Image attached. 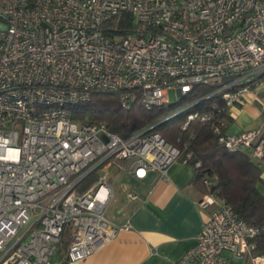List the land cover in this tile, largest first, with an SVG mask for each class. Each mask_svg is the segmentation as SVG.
<instances>
[{
    "label": "built area",
    "instance_id": "built-area-1",
    "mask_svg": "<svg viewBox=\"0 0 264 264\" xmlns=\"http://www.w3.org/2000/svg\"><path fill=\"white\" fill-rule=\"evenodd\" d=\"M123 13L133 17L126 35L102 31ZM196 87L211 91L126 139L71 117L96 92L129 110L168 105L170 90L178 104ZM260 92L264 0H0V264H53L64 234L65 262H81L130 229L105 217L107 170L167 181L181 153L154 131L164 120L184 114V129L209 125L225 150L263 161L264 122L231 134L221 116ZM206 99L207 111H192ZM215 181H202L197 205L210 212L196 245L173 264H226L224 252L264 264L260 231L212 192Z\"/></svg>",
    "mask_w": 264,
    "mask_h": 264
},
{
    "label": "crops",
    "instance_id": "crops-1",
    "mask_svg": "<svg viewBox=\"0 0 264 264\" xmlns=\"http://www.w3.org/2000/svg\"><path fill=\"white\" fill-rule=\"evenodd\" d=\"M227 121L231 134L261 127L264 93L250 94L242 106L231 107ZM255 163L264 181V160ZM116 176V187L108 180L113 197L105 217L119 228L128 224L130 229H121L112 242L81 262L66 263L65 257L57 255L53 264H173L196 245L210 211L197 205L201 192L192 183L194 172L189 166L174 163L167 181L157 180L156 174L138 181L119 170ZM257 188L264 195V187ZM222 258L226 264L249 263L247 256L235 258L230 252Z\"/></svg>",
    "mask_w": 264,
    "mask_h": 264
},
{
    "label": "trees",
    "instance_id": "trees-1",
    "mask_svg": "<svg viewBox=\"0 0 264 264\" xmlns=\"http://www.w3.org/2000/svg\"><path fill=\"white\" fill-rule=\"evenodd\" d=\"M132 28L133 17L123 13L105 23L102 31L111 37L124 36ZM210 91L209 88L196 87L195 94L183 98L178 104L147 109L138 102L129 110L120 107L117 94L96 92L89 102L74 106L71 109V117L81 123H103L111 133L126 139L160 122L173 113L178 105L200 99ZM211 103L212 99L202 100L192 111H207ZM221 116L227 123V111ZM185 123L186 116L180 114L159 123L154 131L170 145L179 149L180 161H185L194 172L192 183L198 191L201 193L205 191L202 184L205 177L215 178L212 192L219 199L226 200L235 214L249 227L260 231L253 243L257 253H264V195L257 188L258 185L264 187L261 169L248 152L225 150L218 143L209 125L192 121L184 129ZM188 154L191 156L189 159ZM197 164L199 167H196ZM94 180V175L89 176L80 191L87 189ZM68 244L69 238L64 234L58 256L65 257Z\"/></svg>",
    "mask_w": 264,
    "mask_h": 264
},
{
    "label": "rangeland",
    "instance_id": "rangeland-1",
    "mask_svg": "<svg viewBox=\"0 0 264 264\" xmlns=\"http://www.w3.org/2000/svg\"><path fill=\"white\" fill-rule=\"evenodd\" d=\"M168 98H169L170 104H174V103L177 102V96H176L174 90H170L169 91ZM184 105H186V103H183V104L178 105L177 108L180 107V106H184ZM116 171L117 170H114V168H111V169H108L107 170V172H108V178L107 179L110 181L111 184L115 185V187L118 185ZM122 186L123 185H121V187Z\"/></svg>",
    "mask_w": 264,
    "mask_h": 264
}]
</instances>
